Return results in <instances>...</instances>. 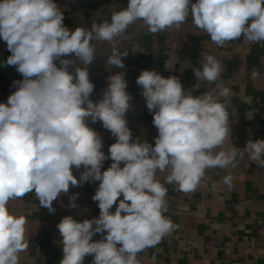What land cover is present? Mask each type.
Masks as SVG:
<instances>
[{
	"label": "clouds",
	"instance_id": "1",
	"mask_svg": "<svg viewBox=\"0 0 264 264\" xmlns=\"http://www.w3.org/2000/svg\"><path fill=\"white\" fill-rule=\"evenodd\" d=\"M189 17L217 47L241 38L264 42V0H128L126 7L110 12V20L74 30L64 25L55 0H0V39L11 53L6 64L23 77L13 82L16 90L7 102L0 103V264H21L29 247L26 218L7 207L28 193L54 214L53 201L70 186L99 181L92 196L99 217L78 222L68 215L56 226L62 237L59 264H83L89 255L92 264H143L139 254L158 246L176 227L165 215L166 184L193 192L207 170L235 169L245 154L264 168V139H250L243 149L232 143L234 93L222 80L224 66L211 54H203L201 66L193 69L194 89L200 83L215 85L201 95L155 70H142L137 77L158 133L154 146L132 138L125 118L132 97L124 71L107 78L100 100L90 99L95 86L88 67L97 53L93 41L108 42L106 64L124 69L122 57L129 52L127 47L120 51L117 38H129L132 24L142 21L156 34L180 31ZM130 47L140 51L135 44ZM258 77L253 69L250 78ZM89 121L102 122L115 137L107 156ZM107 159L112 163L101 171ZM73 166L85 169L79 180ZM234 179L229 172L221 182L231 189ZM77 196L70 197V207H76ZM96 234L103 239L94 241Z\"/></svg>",
	"mask_w": 264,
	"mask_h": 264
},
{
	"label": "crops",
	"instance_id": "2",
	"mask_svg": "<svg viewBox=\"0 0 264 264\" xmlns=\"http://www.w3.org/2000/svg\"><path fill=\"white\" fill-rule=\"evenodd\" d=\"M64 14V25L71 30L77 26L90 28L93 21L110 20V12L126 7L128 0H55ZM196 0H192L195 3ZM119 37L120 51L125 47L129 52L122 57L124 69L109 67L106 59L111 53L108 42L93 41L96 45V58L88 67L94 92L90 99L100 100L107 87V78L119 71L126 73V91L132 97L131 108L126 113L132 138L146 140L154 146L157 129L152 123L153 115L146 106L142 89L136 79L142 70H155L167 78L177 77L186 92L201 95L215 85L198 82L193 69L200 67L198 52L210 42V54L224 66L222 80L234 93L229 106L231 140L234 146L243 149L248 140L264 139V42L245 43L243 38L227 42L217 47L210 37L197 29L191 17L180 31L168 30L152 34L142 21L132 24L126 34ZM140 51L133 52L131 45ZM11 55L5 41L0 39V103H6L8 96L16 90L14 81L23 79L15 66L6 64ZM69 58V57H64ZM58 64V62H57ZM59 66V64H58ZM168 66V67H166ZM253 69L259 77L250 78ZM74 70V66L72 68ZM250 101V102H249ZM102 138V151L108 155V148L115 143L110 131L102 122L91 123ZM112 161L103 162L101 171L107 170ZM123 164H121V167ZM79 170L73 166V175L80 179ZM229 172L235 177L233 187L228 188L221 181ZM166 174H160L163 182ZM99 181L84 182L70 186L67 194H61L53 201L55 213L40 206L34 193L21 198L15 216L26 218L25 239L28 249L21 254V264H59L63 257L62 237L57 224L64 216L71 215L78 222L98 218V202L92 196ZM168 209L165 215L176 225L174 231L166 236L155 248L146 249L139 256L143 264H264V168L245 157L237 158L235 169H209L200 185L193 192L180 191L178 187L166 184ZM78 194L76 207H70V197ZM123 199L122 195L118 198ZM114 205L110 211L114 212ZM182 234L201 244H209L212 249L200 248L193 252L181 251L174 242V236ZM103 239L96 234L93 240ZM93 257L86 256L83 264H92Z\"/></svg>",
	"mask_w": 264,
	"mask_h": 264
},
{
	"label": "built area",
	"instance_id": "3",
	"mask_svg": "<svg viewBox=\"0 0 264 264\" xmlns=\"http://www.w3.org/2000/svg\"><path fill=\"white\" fill-rule=\"evenodd\" d=\"M203 54H210V42H207L204 47L199 50L198 57L202 59ZM20 200L21 198H17L15 200L10 201L7 206L8 210L11 212L17 211ZM174 242L176 246L183 252H193L202 247L212 249L209 244H201L197 240H194L182 234H176L174 236Z\"/></svg>",
	"mask_w": 264,
	"mask_h": 264
}]
</instances>
